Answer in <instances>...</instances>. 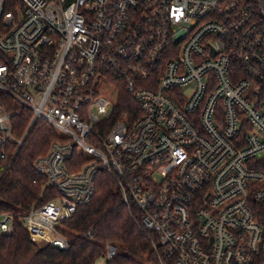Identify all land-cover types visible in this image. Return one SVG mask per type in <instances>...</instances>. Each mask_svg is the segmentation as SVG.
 Segmentation results:
<instances>
[{
	"label": "built area",
	"instance_id": "1",
	"mask_svg": "<svg viewBox=\"0 0 264 264\" xmlns=\"http://www.w3.org/2000/svg\"><path fill=\"white\" fill-rule=\"evenodd\" d=\"M119 84L137 110L116 117ZM37 121L55 133L34 161L43 189L0 212V235L68 249L63 222L104 171L160 264H264V17L251 3L0 0V160ZM105 248L100 264L118 252Z\"/></svg>",
	"mask_w": 264,
	"mask_h": 264
},
{
	"label": "trees",
	"instance_id": "2",
	"mask_svg": "<svg viewBox=\"0 0 264 264\" xmlns=\"http://www.w3.org/2000/svg\"><path fill=\"white\" fill-rule=\"evenodd\" d=\"M245 1L259 9L256 0ZM116 99V117L137 110L123 85L119 84ZM12 123L14 136L20 139L29 123L28 113L20 109ZM54 139L52 128L37 121L19 148L10 142L6 157L0 160V212L26 210L38 199L45 180L36 172L34 161L48 152ZM255 168L264 172V156L255 161ZM139 219L138 209L122 203L113 180L100 171L92 200L63 222L62 232L70 241L68 249L35 244L25 229H18L0 235V264H96L106 253L107 244H114L118 252L106 264H160L152 250L157 238L141 228ZM90 231L93 238L86 237Z\"/></svg>",
	"mask_w": 264,
	"mask_h": 264
},
{
	"label": "rangeland",
	"instance_id": "3",
	"mask_svg": "<svg viewBox=\"0 0 264 264\" xmlns=\"http://www.w3.org/2000/svg\"><path fill=\"white\" fill-rule=\"evenodd\" d=\"M256 1H257V3H258V6H259V9H258L259 14H260L262 17H264V9H263V7H262V4H261L260 0H256ZM39 245H43V244H39ZM100 263H101V261L98 260L96 264H100Z\"/></svg>",
	"mask_w": 264,
	"mask_h": 264
},
{
	"label": "water",
	"instance_id": "4",
	"mask_svg": "<svg viewBox=\"0 0 264 264\" xmlns=\"http://www.w3.org/2000/svg\"><path fill=\"white\" fill-rule=\"evenodd\" d=\"M261 4H262V7L264 9V0H260Z\"/></svg>",
	"mask_w": 264,
	"mask_h": 264
}]
</instances>
